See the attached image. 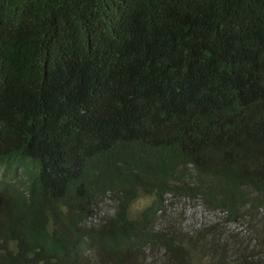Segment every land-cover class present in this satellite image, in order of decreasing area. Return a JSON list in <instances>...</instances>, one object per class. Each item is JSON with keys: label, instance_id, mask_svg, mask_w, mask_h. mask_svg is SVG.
<instances>
[{"label": "trees", "instance_id": "obj_1", "mask_svg": "<svg viewBox=\"0 0 264 264\" xmlns=\"http://www.w3.org/2000/svg\"><path fill=\"white\" fill-rule=\"evenodd\" d=\"M156 250L264 264V0H0V264Z\"/></svg>", "mask_w": 264, "mask_h": 264}, {"label": "rangeland", "instance_id": "obj_2", "mask_svg": "<svg viewBox=\"0 0 264 264\" xmlns=\"http://www.w3.org/2000/svg\"><path fill=\"white\" fill-rule=\"evenodd\" d=\"M109 199L100 207L95 208L90 223L92 225H99L106 218L109 211ZM173 201V200H172ZM187 202V201H186ZM149 204V201L141 199L135 203L133 210L138 212L145 208ZM220 222V216L216 213L206 212L205 209L198 204H189L178 201L169 202L167 204L166 213L162 218V224L170 226L173 230L181 231L184 233H191L197 231L203 227H208ZM235 233H245L241 229L235 227L230 230ZM165 256L164 250H156L155 254H152L149 259V264H155L160 261L159 264L163 263Z\"/></svg>", "mask_w": 264, "mask_h": 264}, {"label": "clouds", "instance_id": "obj_3", "mask_svg": "<svg viewBox=\"0 0 264 264\" xmlns=\"http://www.w3.org/2000/svg\"><path fill=\"white\" fill-rule=\"evenodd\" d=\"M108 199L111 201V198L107 197L106 200H108ZM110 210H111V209L109 208V211H108V213H107L108 215H110ZM212 213H216V214H218V215L220 216V220L222 219V216H221L220 213H217V212H212Z\"/></svg>", "mask_w": 264, "mask_h": 264}]
</instances>
